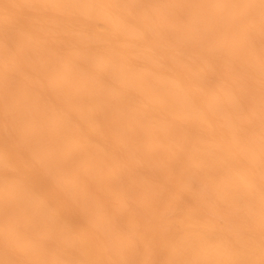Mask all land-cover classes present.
I'll use <instances>...</instances> for the list:
<instances>
[{
  "label": "bare ground",
  "instance_id": "obj_1",
  "mask_svg": "<svg viewBox=\"0 0 264 264\" xmlns=\"http://www.w3.org/2000/svg\"><path fill=\"white\" fill-rule=\"evenodd\" d=\"M43 2L0 0V183L20 161L31 213L6 219L0 191V261L228 258L215 247L226 234L258 260L259 8L236 10L233 25V10L212 6L259 0H50L85 7L48 15L28 7ZM111 3L204 5L153 11L162 22L194 16L213 39L174 46L166 23L142 28L144 10L99 7ZM6 95L16 129L7 153Z\"/></svg>",
  "mask_w": 264,
  "mask_h": 264
},
{
  "label": "snow or ice",
  "instance_id": "obj_2",
  "mask_svg": "<svg viewBox=\"0 0 264 264\" xmlns=\"http://www.w3.org/2000/svg\"><path fill=\"white\" fill-rule=\"evenodd\" d=\"M16 5L5 4L3 9L5 12L10 11ZM28 7L34 9L36 12L48 15L49 13L67 11L74 8L85 7L84 5L72 4V3H59L50 2L45 0L43 3L30 4ZM95 7V6H90ZM109 10H115L117 12L123 10H144V18L139 22V26L143 28L144 24H148L152 27L159 26L161 23H166L167 30L164 35L174 46L181 44H206L210 43L213 36L205 30H202L198 26V21L194 16H186L178 13L174 19L162 22L161 19L154 13L153 10L160 8L170 9H184V8H201L206 7L204 5H157L147 3H111L106 5H99ZM212 7L219 9L233 10L232 15L228 18L230 24L240 23V16L236 10L241 8H259V40H260V61L262 69V81H261V115H260V169H261V203H260V241H259V259L248 258L251 256L253 249L242 246L240 239L233 238L231 235H222L218 244L215 246L220 255H226L228 258H214V259H199V258H170L166 260H129V259H115V260H78L70 259L63 260L57 259L54 261L42 260V261H26V260H2L0 264H264V0H259V4H218ZM147 36L148 33L144 32ZM248 39L253 43L255 42L254 23L248 27ZM16 59L13 44L11 38L6 34L4 39V62H5V87L7 94H14L15 89L18 87L12 81V77L7 72V67ZM239 70V69H237ZM8 95H6V106L4 113V151L7 153L10 151V145L15 138L16 129L13 125L14 113L10 110L7 103ZM41 135L44 134L43 126L38 129ZM26 163V161H25ZM23 168L20 161L13 168L7 169L3 175L2 183H0V191L3 193L2 211L6 219L23 215L24 218H29L31 213L30 209L23 203L20 197L21 182L20 176ZM195 188L196 185L194 184ZM221 211H227V207L223 202H216L215 205ZM23 223L17 222L14 231L17 233H23ZM68 232L72 231V225H66ZM25 238L31 240L28 233H23ZM251 240V237H249ZM7 243V240H6ZM14 251V250H13ZM177 255L183 256L185 253L178 250Z\"/></svg>",
  "mask_w": 264,
  "mask_h": 264
}]
</instances>
